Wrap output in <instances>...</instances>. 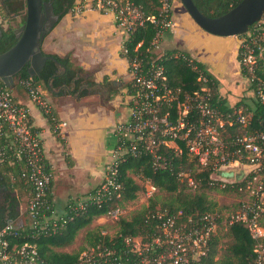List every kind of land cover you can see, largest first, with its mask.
<instances>
[{
    "label": "built area",
    "instance_id": "obj_1",
    "mask_svg": "<svg viewBox=\"0 0 264 264\" xmlns=\"http://www.w3.org/2000/svg\"><path fill=\"white\" fill-rule=\"evenodd\" d=\"M156 1V15L143 12L137 0H76L71 10L75 14L97 10L113 17L116 27L125 35L122 54L128 61L133 93L129 120L115 127L117 141L102 183L83 199L71 203L65 215L56 214L50 199L53 176L44 157L42 139L30 122V109L15 101L12 90L0 85V133L4 129L7 132L8 148L23 163L22 177L32 188L24 212L26 218L35 230L57 233L91 206L102 207L121 197L124 186L119 167L128 154L137 157L145 153L157 164L164 161L161 148L180 149L179 142H184L189 154L197 159L198 167L212 171L213 182L221 188L243 183L239 190L249 200L240 202L242 206L226 218L217 213L185 215L183 211L171 213L157 209L153 218L158 220V232L148 241L140 244L134 237H126L124 248L99 245L84 252L81 264H205L203 260L210 251L211 240L220 235L222 228L236 224L244 225L256 240L255 264H264V123H259L262 128L254 129L255 123L245 114L238 113L236 119L230 114L224 116L213 106L208 79L202 74L197 78L202 86L192 92L169 84L162 63L166 52H161V43L163 35L174 27L176 0ZM146 23L157 29V35L148 50L140 51L142 43H139L132 53L125 45L127 39ZM257 26L256 23L243 35L239 54L242 67L252 78L264 52V27ZM21 84L41 111L55 122L51 107L38 87L31 80ZM258 94L264 102L261 89ZM234 121L239 123L240 132L227 138L226 126H232ZM3 154L1 151L0 155ZM232 166L245 169L242 180L232 181L217 175L219 170H229ZM178 178L192 189L200 185L190 172L181 171ZM148 183L145 195L150 200L159 189L150 180ZM107 216L120 220L124 212L118 207L109 210ZM16 230L12 222L0 229V264H43L36 245L11 244L9 239L18 235Z\"/></svg>",
    "mask_w": 264,
    "mask_h": 264
},
{
    "label": "trees",
    "instance_id": "obj_2",
    "mask_svg": "<svg viewBox=\"0 0 264 264\" xmlns=\"http://www.w3.org/2000/svg\"><path fill=\"white\" fill-rule=\"evenodd\" d=\"M43 1L53 4L54 11L60 16V20L74 8L76 3V0ZM193 1L202 13L214 18L227 13L241 0ZM137 3L141 6L142 11L148 15H156L158 13V2L156 0H137ZM0 15H4L6 18L22 16V23L24 24L26 19V0H0ZM253 27L254 25L251 29ZM156 35L157 29L152 24L146 23L142 27H137L130 34L125 45L132 51L139 43H142L140 51L143 52L148 50ZM239 37H243V35ZM16 42L17 37L14 29L3 30V37L0 38V54L9 50ZM174 54L166 52V60L162 62L167 70L169 84L174 88L192 92L202 86L197 78L201 74L204 75L208 79L213 106L223 113L224 116L230 114L233 119H236V114H233L235 107L228 105L226 100L220 95L218 81L207 67L187 52L177 53L180 55L178 58H173L172 55ZM152 55L153 57L158 56L157 54ZM51 56L56 61L49 60L40 76L31 77L25 68L14 77V85L7 88L12 90V92L23 90L28 94L21 81L31 80L36 87L41 85L44 89L51 90L57 96L70 95L76 98H83L103 91L104 85L96 83L91 73L81 67H77L70 56ZM243 72L245 76L251 77L247 70H243ZM253 75L254 81L251 83V89L255 91L254 95L257 96L256 92L258 93L259 89L264 94V58L258 60ZM0 85L6 87L1 80ZM132 85L131 80L129 83L130 94L133 93ZM242 104L240 102L235 106L238 107ZM252 105L247 104L248 109H245L244 114L252 115L251 121L255 123L254 129H260L263 126L262 124L259 125V123H264V103L257 97L256 101H252ZM48 118L51 120L52 117ZM226 128L228 129V133L225 134L227 138H231L240 132V125L236 121H234L232 126L227 125ZM9 146L10 138L4 129L0 133V152H4L3 155H0V180L9 187L10 193L7 196H0V229L10 222L14 223L19 218V207L23 201V194L30 193L32 195L31 186L22 177L23 163L14 158L8 148ZM179 146L180 149L169 146L161 148L160 153L164 161H159L157 164H154L152 158L145 153L137 157L128 154L126 161L122 162L119 167L120 182L124 186L119 199H115L102 207L91 206L85 213H81L69 220L64 228L57 233L35 230L29 220L26 219L25 225L17 228L18 235L9 239L11 244L20 246L28 243L36 245L39 258L43 264H81V254L87 251L89 247L93 249L100 245L102 247L120 249L125 247L124 239L126 237L144 235L146 236L144 240L148 241L158 232V220L153 218L156 211L155 199H151L148 209L137 212L130 219L123 218L119 220L120 230L114 238L102 234L97 229L88 232L86 247H80L74 253L59 251V249L71 245L78 232L89 226L95 219L106 215L109 210L123 207L125 203L135 200L137 193L141 190V186L137 183L135 176H142L144 179L150 180L159 189V194L165 193L170 196L169 202L162 206L163 210L171 213L183 211L185 215L217 213L222 217L221 211L216 210L217 203L211 201L203 191L204 189H222L212 181V171L198 167L197 159L189 154L184 142H179ZM181 171L192 173L194 178L200 182L199 187L192 189L182 183L178 178V173ZM241 186H243V183L227 184L222 190L234 191L240 195H245L244 191L239 190ZM241 206L242 203H238L235 210ZM225 230L224 233L211 240L210 251L203 262L205 264H255L256 255L254 248L256 240L253 239L248 229L244 225L236 224L227 227ZM223 240L229 243L228 249L224 257L220 261L215 262L217 246Z\"/></svg>",
    "mask_w": 264,
    "mask_h": 264
},
{
    "label": "crops",
    "instance_id": "obj_3",
    "mask_svg": "<svg viewBox=\"0 0 264 264\" xmlns=\"http://www.w3.org/2000/svg\"><path fill=\"white\" fill-rule=\"evenodd\" d=\"M175 5L174 27L162 37L163 50L187 52L202 62L217 79L218 91L228 105H237L245 96L249 98L247 87L238 84L245 78L240 71V38L205 32ZM124 38L111 15L97 10L82 14L70 11L44 39L43 52L70 56L77 67L104 85L103 91L76 98L57 96L38 86L55 122L25 91H13L16 101L30 109V122L42 139L44 157L53 176L51 201L57 215H65L71 203L83 199L102 183L117 141L115 127L129 120L132 76L122 54ZM30 198V193L23 194L20 216L14 222L16 228L26 223L25 205Z\"/></svg>",
    "mask_w": 264,
    "mask_h": 264
},
{
    "label": "water",
    "instance_id": "obj_4",
    "mask_svg": "<svg viewBox=\"0 0 264 264\" xmlns=\"http://www.w3.org/2000/svg\"><path fill=\"white\" fill-rule=\"evenodd\" d=\"M193 21L205 32L218 37H239L258 23L264 16V0H241L227 13L209 17L202 13L193 0H179ZM60 21L51 2L26 0L25 23L15 30L17 42L0 54V80L6 87L14 85V77L27 69L31 77L40 76L46 63L56 59L45 55L42 49L44 39ZM3 28L0 26V38ZM217 175L240 181L244 171L219 170Z\"/></svg>",
    "mask_w": 264,
    "mask_h": 264
},
{
    "label": "rangeland",
    "instance_id": "obj_5",
    "mask_svg": "<svg viewBox=\"0 0 264 264\" xmlns=\"http://www.w3.org/2000/svg\"><path fill=\"white\" fill-rule=\"evenodd\" d=\"M176 3L179 6V9H181L182 11L187 13L186 9L184 8V6L181 4V2L179 0H176ZM175 8H176V5H175ZM22 22H23L22 16H15V17L6 18L4 15H0V26L3 28V30H8L9 28L14 29V30L19 29L23 25ZM257 25H258L257 28H259L260 26L262 28L264 27V16L259 21V23H257ZM239 38H240V41H242L243 38L242 37H239ZM240 47H241V45H240ZM162 51H164V50L161 47V52ZM175 54L177 55V53H175ZM262 56L264 58V52L262 53ZM239 62H240V57H239ZM243 70H244V68L242 67L241 62H240V71L243 73L244 77L248 80V83H250V84H246L247 82H246L245 78L242 79L241 81L239 80L238 84L240 86L247 87V91H245V93H247V94L249 93L248 94L249 98L247 96H245L246 98L245 97L243 98L244 101H240L243 103L242 105H240L238 107L235 105L233 106V107H235L233 114H236V115L238 113L244 114L245 109L246 110L248 109L247 104L252 105V101L253 102L256 101L257 97L261 99L259 94L256 92L257 96L254 95L255 91H253V89H251V83H253V81H254V79H253L254 75H253V78L247 77V76H245ZM244 95H246V94H244ZM261 101L263 102L262 99H261ZM247 116L251 118L252 115H247ZM229 170H233L236 173H240L242 171L245 172V169H243L242 166H232L229 168ZM135 179H136L137 183L141 186V190L137 193V198L135 200L127 202L123 205V207H120L121 209H123L124 219H130L137 212H140L144 209H148L147 207L150 205L151 199H155L156 210L162 209V206H164V204L166 202H169V200H170V196L168 194H165V193L159 194V192L156 195H154L153 198L148 200L146 195H145L146 194L145 187L149 184L148 183L149 180L144 179L142 176H135ZM232 181H235V180H232ZM181 182L185 183L184 181H181ZM222 189H212V190L204 189L203 191L206 193V195L209 197V199L211 201L217 203L216 210H220L222 213V217L226 218L230 213H232L235 210L238 203L246 202L249 200V198L246 194L240 195L239 193H236L234 191H223ZM26 207H27V204L25 205V209H26ZM99 218H101L102 220H99L97 218V219H95V222L93 221L89 226L81 229L78 232L73 243L71 245L63 248V249H59V251L74 253V252H77L80 249V247H86L87 246L86 237H87V234L89 231H93V230L95 231L98 229L102 234L108 235L111 238H114L115 236H117V233L120 230L119 220L110 218L107 216V214L102 216V217H99ZM121 219H123V218H121ZM225 231H226L225 227L222 228V232L220 233V235L222 233H224ZM144 237H146V236L144 235V236L134 237V240L140 244H141V242L145 243L146 240H144ZM228 246H229V243H227L226 240L219 242V244L217 246L218 250H217V253L215 256V262L220 261V259H222L224 257L225 252L228 249ZM89 249L91 251L92 248L89 247ZM89 249L85 252H90ZM83 254H84V252L81 254V256Z\"/></svg>",
    "mask_w": 264,
    "mask_h": 264
},
{
    "label": "flooded vegetation",
    "instance_id": "obj_6",
    "mask_svg": "<svg viewBox=\"0 0 264 264\" xmlns=\"http://www.w3.org/2000/svg\"><path fill=\"white\" fill-rule=\"evenodd\" d=\"M10 193L9 187L4 185L2 180H0V196H7Z\"/></svg>",
    "mask_w": 264,
    "mask_h": 264
}]
</instances>
